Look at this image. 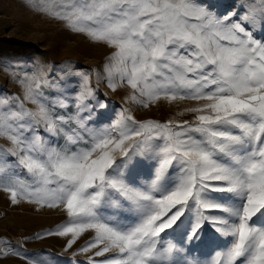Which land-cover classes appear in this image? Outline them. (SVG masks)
Returning a JSON list of instances; mask_svg holds the SVG:
<instances>
[{
    "label": "snow or ice",
    "instance_id": "1",
    "mask_svg": "<svg viewBox=\"0 0 264 264\" xmlns=\"http://www.w3.org/2000/svg\"><path fill=\"white\" fill-rule=\"evenodd\" d=\"M29 6L110 47L103 79L113 91L127 85L143 108L203 103L177 113L191 121L138 120L122 108L104 124L97 110L108 105L87 72L74 85L37 64L16 77L21 95H0L10 142L0 189L11 202L62 208L68 219L46 235L67 237L65 251L90 234L74 264H264V0L224 12L207 0ZM209 233L222 244L195 255ZM5 245L0 258L51 264Z\"/></svg>",
    "mask_w": 264,
    "mask_h": 264
},
{
    "label": "rangeland",
    "instance_id": "2",
    "mask_svg": "<svg viewBox=\"0 0 264 264\" xmlns=\"http://www.w3.org/2000/svg\"><path fill=\"white\" fill-rule=\"evenodd\" d=\"M34 4L35 0H31ZM219 12L238 6L244 0H207ZM30 0H0V95H21V88L16 81L37 64L48 66L56 76L79 81V73L87 72L100 102L106 103L108 109L97 110L98 118L107 124L123 108L127 109L138 120L153 119L165 122L168 119L178 121L193 119L191 113L183 116L177 113L185 108L202 104L203 101H158L148 108L133 102L127 97L132 90L124 85L113 91L103 79L104 64L113 51L110 47L97 43L83 34L67 30L60 21L38 14L29 6ZM101 79L97 81L96 73ZM71 74V75H68ZM25 107L35 106L25 102ZM10 142L0 135V148L7 149ZM27 181L29 178L24 177ZM68 219L62 208H50L31 203L26 198H19L13 204L10 193L0 189V250L6 249L5 242L19 248L26 257L40 261H51V264H74L84 260V255L73 256V252L90 234L85 233L65 251L67 237L46 235L55 231L58 225ZM222 244L211 233L203 244L198 246L195 255H207L213 248ZM99 259V258H97ZM0 264H27L26 259L14 255L0 258Z\"/></svg>",
    "mask_w": 264,
    "mask_h": 264
}]
</instances>
